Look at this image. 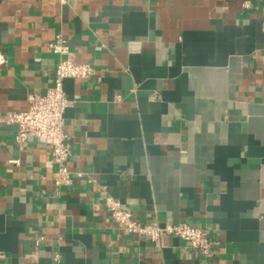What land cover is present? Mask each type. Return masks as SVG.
<instances>
[{"label": "crops", "instance_id": "0c3cea01", "mask_svg": "<svg viewBox=\"0 0 264 264\" xmlns=\"http://www.w3.org/2000/svg\"><path fill=\"white\" fill-rule=\"evenodd\" d=\"M60 33L96 68L64 80L83 175L58 188L52 147L0 120V264H264V0H0V115L53 84ZM90 176L214 255L120 230Z\"/></svg>", "mask_w": 264, "mask_h": 264}, {"label": "built area", "instance_id": "2783aa9c", "mask_svg": "<svg viewBox=\"0 0 264 264\" xmlns=\"http://www.w3.org/2000/svg\"><path fill=\"white\" fill-rule=\"evenodd\" d=\"M49 47L60 55L53 84L46 93H36L30 97V107L26 110L9 111L0 115V120L18 123L17 140L24 142L30 137L43 140L53 149V160L58 166L55 184L58 188L71 184L74 175L82 176V172L70 169L72 155L71 142L64 128V117L67 108L73 103L64 86V80L69 77L89 78L96 73V68L90 62L77 61L69 48L68 39L58 34ZM7 62L5 53L0 50V67ZM16 162V161H13ZM89 181L98 183L103 190V203L109 214L124 232L138 239H150L157 244L162 243L164 235H178L186 240L195 253L204 259H210L216 249V240L209 229L196 226L188 221L166 222L137 220L132 211L117 197L113 196L106 185L90 176ZM43 236L37 237L40 243ZM58 259V253L55 255Z\"/></svg>", "mask_w": 264, "mask_h": 264}]
</instances>
